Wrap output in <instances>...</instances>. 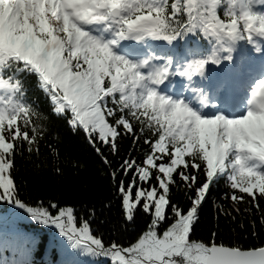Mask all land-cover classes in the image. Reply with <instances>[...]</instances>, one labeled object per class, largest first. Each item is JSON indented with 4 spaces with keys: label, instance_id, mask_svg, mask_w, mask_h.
Listing matches in <instances>:
<instances>
[{
    "label": "snow or ice",
    "instance_id": "obj_1",
    "mask_svg": "<svg viewBox=\"0 0 264 264\" xmlns=\"http://www.w3.org/2000/svg\"><path fill=\"white\" fill-rule=\"evenodd\" d=\"M90 3L0 0V6H9L0 7V201L24 206L14 179L15 157L23 154L25 142L29 152L38 151L43 135L31 120L39 113L24 99L20 73H31L52 114L81 133L102 164L101 178L115 193L118 223L128 239H112L106 246L69 201L31 205L34 219L54 224L69 239L91 242L111 264H264V240L226 244L216 231L206 241L193 238L219 173L228 177L225 196L252 204L264 221L259 203L264 198V79L252 91L245 115L202 117L153 87L166 77L167 67L145 74L140 67L146 61L137 65L116 54L110 46L115 41L104 42L84 27L102 20L111 22L118 38L148 35L168 42L199 31L226 48L229 41L264 36L259 9L264 0H100L97 7L107 4L108 16L91 15L93 8L84 13L82 7ZM207 61L219 62L213 52L192 62V72L202 71ZM122 140H131L123 153ZM55 174L63 169L57 166ZM173 186L184 192L187 206L173 201Z\"/></svg>",
    "mask_w": 264,
    "mask_h": 264
},
{
    "label": "trees",
    "instance_id": "obj_2",
    "mask_svg": "<svg viewBox=\"0 0 264 264\" xmlns=\"http://www.w3.org/2000/svg\"><path fill=\"white\" fill-rule=\"evenodd\" d=\"M20 78L26 89L24 99L39 113L31 120L34 125L43 128V135L38 140V151L29 152L25 142L23 154L15 157L14 179L25 202L24 206H36L42 200L69 201L74 204L78 218L90 220L92 234L102 237L106 246L112 239L127 242L128 237L122 231L123 225L118 223L115 193L108 181L101 178L104 169L92 148L81 133L67 127L62 119L52 114L50 103L39 90L34 74L22 72ZM32 126L29 125L30 134ZM130 147L131 140L121 141L122 153ZM53 149L58 151L59 156ZM57 166L63 169L62 175L55 174ZM227 180L225 175H217L211 194L200 211V224L193 238L206 241L209 233L216 231L218 241L226 244L259 245L264 240L261 213L252 204H236L230 196L226 197L225 193L230 191ZM172 197L174 202L187 206L184 192L175 186L172 188ZM33 201L36 203L33 204ZM259 203L264 206V198ZM24 206L12 201H0V224L5 219L22 218L19 209ZM253 231L259 234L258 237L252 235ZM52 237L54 239L55 236ZM52 237L44 232H40L33 240L0 234V264H75L72 252L68 251L64 258L59 256L63 247L55 246L56 240ZM105 260L93 255L78 264H108L103 262Z\"/></svg>",
    "mask_w": 264,
    "mask_h": 264
},
{
    "label": "rangeland",
    "instance_id": "obj_3",
    "mask_svg": "<svg viewBox=\"0 0 264 264\" xmlns=\"http://www.w3.org/2000/svg\"><path fill=\"white\" fill-rule=\"evenodd\" d=\"M29 214H32V213H29ZM53 227H55V225ZM62 236H64L66 238L67 244L69 245L70 248H72L75 251V254H76V256L78 258H82L85 255H87L89 253H92L94 255L97 254L98 255V258L102 257L103 259H106L107 261H110L107 257L101 255L97 251V249L95 248V246H93L91 244V242L84 241V240H77V239H69L66 235H62Z\"/></svg>",
    "mask_w": 264,
    "mask_h": 264
},
{
    "label": "clouds",
    "instance_id": "obj_4",
    "mask_svg": "<svg viewBox=\"0 0 264 264\" xmlns=\"http://www.w3.org/2000/svg\"><path fill=\"white\" fill-rule=\"evenodd\" d=\"M73 3L77 4V6H81L83 4V0H72ZM100 2V0H92V3L88 4L87 7H82V11L84 13L88 12V8H93L95 9L94 12L91 13V15L96 16V15H100V16H108L109 14V8L107 6V4H105L104 7H97V4ZM3 7L5 9H7L9 6L7 4L0 6ZM69 11L71 12V9H69ZM73 19H76V17H73ZM95 22H103L102 20H92L89 21L88 23H95ZM258 120H261V117H257Z\"/></svg>",
    "mask_w": 264,
    "mask_h": 264
},
{
    "label": "bare ground",
    "instance_id": "obj_5",
    "mask_svg": "<svg viewBox=\"0 0 264 264\" xmlns=\"http://www.w3.org/2000/svg\"><path fill=\"white\" fill-rule=\"evenodd\" d=\"M25 239H27V238H25ZM29 239H30V240H33L32 237H30ZM103 262H107L108 264H111V262H110V261H107V260H106V261H103Z\"/></svg>",
    "mask_w": 264,
    "mask_h": 264
}]
</instances>
